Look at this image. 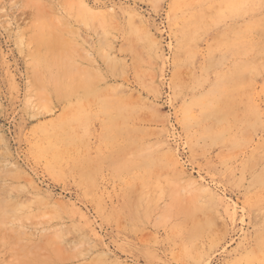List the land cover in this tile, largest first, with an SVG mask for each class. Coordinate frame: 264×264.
<instances>
[{
	"label": "rangeland",
	"instance_id": "1",
	"mask_svg": "<svg viewBox=\"0 0 264 264\" xmlns=\"http://www.w3.org/2000/svg\"><path fill=\"white\" fill-rule=\"evenodd\" d=\"M0 201V264H264V0H0Z\"/></svg>",
	"mask_w": 264,
	"mask_h": 264
},
{
	"label": "bare ground",
	"instance_id": "2",
	"mask_svg": "<svg viewBox=\"0 0 264 264\" xmlns=\"http://www.w3.org/2000/svg\"><path fill=\"white\" fill-rule=\"evenodd\" d=\"M191 30H192V28H191ZM193 35V34H192ZM188 36V35H187ZM183 44H185V43H183ZM259 51V50H258ZM252 55V54H251ZM253 57V56H252ZM248 58V57H247ZM256 61V60H255ZM246 62V61H245ZM252 74V73H251ZM226 76V75H225ZM246 77V79H247V76H245ZM83 89H84V87H82ZM222 90V89H221ZM229 97V96H228ZM1 202V201H0ZM1 203H3V202H1ZM1 205V204H0ZM3 207V206H2ZM5 208V207H4ZM2 209V208H1ZM3 210V209H2ZM3 215H5V214H3ZM12 219V218H11ZM2 226H4V224H2ZM1 228V227H0Z\"/></svg>",
	"mask_w": 264,
	"mask_h": 264
}]
</instances>
